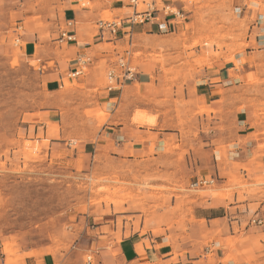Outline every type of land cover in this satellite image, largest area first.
<instances>
[{
  "label": "rangeland",
  "instance_id": "374dc122",
  "mask_svg": "<svg viewBox=\"0 0 264 264\" xmlns=\"http://www.w3.org/2000/svg\"><path fill=\"white\" fill-rule=\"evenodd\" d=\"M99 3L106 7L101 20H122L132 14L127 0H95L88 9ZM70 4L74 3L20 0L16 5L23 18L10 20L3 13L0 19V29L8 31L0 34V247L4 256L16 263L49 253L55 264H87L88 257L90 264H97L94 229L106 224L119 230L116 240L141 231L162 239L157 247L166 246L170 252L162 260L132 264H214L213 253L221 242L212 230L220 232L223 226L209 228L196 222L193 204L217 183L196 191L189 186L198 177H213L200 158L208 148L203 144L213 138L207 131L224 121L198 100L197 88L203 87L205 76L214 69L240 66L251 59L263 63L264 52L239 58L245 53L249 30L231 0H189L178 34L128 39L119 57L129 52L136 74L147 64L157 73L150 96L127 107L132 110L130 121L136 126L159 124L169 135L164 148L153 144L140 156H121L113 142L100 138L110 117L96 99L99 89L106 87L105 62L102 80L93 90L86 87L88 68L77 79L65 77L57 92H49L42 77L41 72L54 67L49 62L43 68L44 61L65 54V44L53 43ZM143 9L139 4L138 10ZM16 27H21L19 47L14 46L16 35L10 30ZM27 36L39 41L35 55L28 58L22 50ZM263 78L264 69L257 77H248L250 98L245 106H264ZM233 95L231 103L240 102ZM137 113L146 117L144 124L133 121ZM232 184L227 195L236 190L239 195L264 194L241 178Z\"/></svg>",
  "mask_w": 264,
  "mask_h": 264
},
{
  "label": "crops",
  "instance_id": "0c3cea01",
  "mask_svg": "<svg viewBox=\"0 0 264 264\" xmlns=\"http://www.w3.org/2000/svg\"><path fill=\"white\" fill-rule=\"evenodd\" d=\"M19 1L0 0V19L3 18V13L10 20L23 18L21 10L17 9L16 5ZM251 2L257 6H249ZM148 3H153L157 10L163 5H169L184 14L189 6V0H148ZM231 3L240 18L246 20L249 30L245 41V53L239 58L251 59L256 53L264 52V37L253 27L257 16L264 14V0H231ZM105 9L102 3L97 4L92 10H82L75 4H70L65 9L63 18L73 20L75 26L71 32L75 34L77 42L65 44V54L62 58L49 56L48 60L44 61L43 68L49 62L54 64L46 73L41 72L44 74L42 77L45 78L49 92H57L63 88L60 87L61 82L77 69L75 64L77 58L90 59V63L87 64L89 72L85 79L90 78L86 87L93 90L100 78L102 80L103 63L105 62L106 71L113 67L119 53L126 45L128 46V39L133 42L158 36L167 37L178 34L182 29L180 25L183 22L174 24L170 20H165L160 13H157L158 18L153 22L134 25H129L127 21L129 16H125L116 39L108 42L109 37L99 38L94 29L95 23L101 20ZM10 30L14 33L15 29ZM7 33L8 31L0 29V34ZM33 38L35 37L24 38L22 50L26 58L33 57L36 53L39 41L35 42ZM53 44L59 43L55 41ZM109 45L116 49L105 48ZM262 69L264 62L255 59L247 60L240 66L225 65L220 69H214L212 73H207L203 87L197 88L200 91L197 94L198 100L204 101L209 111H215L224 121L218 122L217 126L213 125L207 131L213 138L203 144L208 148L203 150L200 158L209 166L208 172L216 179V187L210 193L197 197L193 204V218L196 222L204 223L209 228L223 226L220 232L216 228L212 230L216 239L221 242V246L213 253L214 264H264V226L249 225L254 213L258 212L264 217V194L239 195L236 188L230 195L225 192L234 187L233 179L240 178L253 187L257 186V190H264V106L255 108L245 106L244 102L250 98L248 94L250 87L246 86L245 82L248 77H257L259 70ZM156 76L157 73L150 64H147L138 68L134 79L125 85L115 87L111 91L99 89L96 99L110 114L102 126L100 138L113 142L121 156L137 157L147 152L153 144L162 148L168 144L169 133L163 132L159 124L133 125L130 121L132 110L127 108L150 96V91L154 87L152 77ZM261 80L264 81V78ZM230 94L237 95L240 102L232 104ZM235 100L238 101L236 98ZM262 100L261 103L264 104V98ZM240 196L242 200L238 202ZM94 230L93 246L97 264H132L139 260H162L170 254L166 246L157 247L162 239L151 235L144 236L141 231L131 232L116 240L118 229H110L109 225L104 224ZM0 264H55V258L46 253L43 256H26L12 263L7 261L0 247Z\"/></svg>",
  "mask_w": 264,
  "mask_h": 264
},
{
  "label": "built area",
  "instance_id": "2783aa9c",
  "mask_svg": "<svg viewBox=\"0 0 264 264\" xmlns=\"http://www.w3.org/2000/svg\"><path fill=\"white\" fill-rule=\"evenodd\" d=\"M75 5L80 9L86 10L95 0H71ZM129 7L132 9V14L127 18L129 25L134 24H144L146 22L155 21L158 16L157 13H160L165 20H170L174 24L182 22L185 20V15L183 12L172 8L169 5L161 6L160 10H157L153 3H146L140 0H127ZM144 6L143 10H138V6ZM73 20H66L64 25L60 27L59 36L57 42L59 44H74L77 42L76 36L71 30L74 29ZM95 30L99 38L109 37L111 42L115 40L118 32L122 26V20H99L95 23ZM254 30H256L260 35L264 37V14L257 16L253 23ZM21 27H16L14 34L16 38L14 39V46L19 47L21 40L20 34ZM125 57H119L116 59L114 66L109 68L106 72V87L107 91L113 90L115 87H121L126 83L132 81L136 75V70L129 61V52H125ZM90 63L88 58H77L75 64L77 69L67 75L68 79H76L81 76L86 68L87 64ZM60 87H63V82H61ZM216 179L214 177H198L191 184V190H201L215 185ZM249 225L254 227L264 226V217H262L258 212L249 220ZM87 264L91 263V257L86 259Z\"/></svg>",
  "mask_w": 264,
  "mask_h": 264
},
{
  "label": "bare ground",
  "instance_id": "6f19581e",
  "mask_svg": "<svg viewBox=\"0 0 264 264\" xmlns=\"http://www.w3.org/2000/svg\"><path fill=\"white\" fill-rule=\"evenodd\" d=\"M149 120V119H148ZM137 124H144L147 120H146V117L143 116V115H138L137 113V116L134 118V120Z\"/></svg>",
  "mask_w": 264,
  "mask_h": 264
}]
</instances>
